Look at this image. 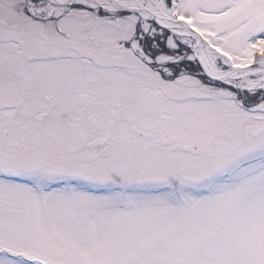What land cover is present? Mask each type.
I'll list each match as a JSON object with an SVG mask.
<instances>
[{"label": "snow or ice", "instance_id": "snow-or-ice-1", "mask_svg": "<svg viewBox=\"0 0 264 264\" xmlns=\"http://www.w3.org/2000/svg\"><path fill=\"white\" fill-rule=\"evenodd\" d=\"M0 264H264V0H0Z\"/></svg>", "mask_w": 264, "mask_h": 264}]
</instances>
